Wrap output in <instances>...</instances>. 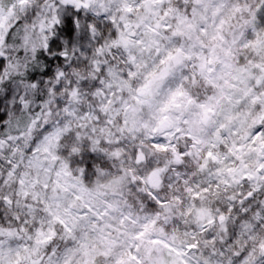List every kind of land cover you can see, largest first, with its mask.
<instances>
[{
	"label": "snow or ice",
	"instance_id": "snow-or-ice-1",
	"mask_svg": "<svg viewBox=\"0 0 264 264\" xmlns=\"http://www.w3.org/2000/svg\"><path fill=\"white\" fill-rule=\"evenodd\" d=\"M0 264H264V0H0Z\"/></svg>",
	"mask_w": 264,
	"mask_h": 264
},
{
	"label": "clouds",
	"instance_id": "clouds-1",
	"mask_svg": "<svg viewBox=\"0 0 264 264\" xmlns=\"http://www.w3.org/2000/svg\"><path fill=\"white\" fill-rule=\"evenodd\" d=\"M88 163H91V159L89 158Z\"/></svg>",
	"mask_w": 264,
	"mask_h": 264
}]
</instances>
